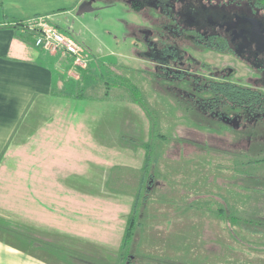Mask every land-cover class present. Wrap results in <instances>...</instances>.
<instances>
[{"label":"crops","instance_id":"crops-1","mask_svg":"<svg viewBox=\"0 0 264 264\" xmlns=\"http://www.w3.org/2000/svg\"><path fill=\"white\" fill-rule=\"evenodd\" d=\"M82 6L93 10V0H0V23L47 17L70 36ZM55 61L22 29L0 27V264H67L62 246L114 263L133 197L108 179L115 167L141 168L145 148L122 146L120 135L145 141L150 122L130 97H76L73 58L62 56L60 72Z\"/></svg>","mask_w":264,"mask_h":264},{"label":"trees","instance_id":"trees-1","mask_svg":"<svg viewBox=\"0 0 264 264\" xmlns=\"http://www.w3.org/2000/svg\"><path fill=\"white\" fill-rule=\"evenodd\" d=\"M253 2L264 11V0ZM130 5L139 11L144 3L132 0ZM26 21L12 19L0 23V27L22 29L24 38L34 43L33 32L24 27ZM140 68L155 94V103L150 102L147 92L131 77L121 75L130 100L148 116L150 130L145 141L120 135L122 146L145 148L144 162L136 170L115 167L108 179L109 187L115 192L133 197L117 259L106 263L63 246L61 249L50 245V248L61 249L62 261L67 264H215L210 255L193 259L185 251L181 253L171 247L173 252L167 253L147 244L143 248V231L153 218L150 209L155 206L158 213L169 210L183 218L180 224L184 225L200 216H206L210 225L212 221L216 225L225 221L233 240L245 237L249 242L252 236L262 242L257 245L264 246V90L230 78L203 81L195 78L184 89L183 79L172 85L153 70ZM52 93L60 95L55 88ZM75 96L84 97L82 91ZM179 130H191L206 137L215 135L231 147L221 148L207 140L197 142L179 134ZM241 141H247V145L232 146ZM175 148L176 156L172 158ZM3 154L0 153V162ZM213 179L216 186L207 187ZM212 235V240L205 238L203 242L208 247L204 250L207 253H211L210 243L221 247L219 242L225 241L217 230ZM260 261L264 264V259Z\"/></svg>","mask_w":264,"mask_h":264},{"label":"rangeland","instance_id":"rangeland-1","mask_svg":"<svg viewBox=\"0 0 264 264\" xmlns=\"http://www.w3.org/2000/svg\"><path fill=\"white\" fill-rule=\"evenodd\" d=\"M123 1L126 0H93V10L88 8L86 13H75L74 17L71 18L73 29H70L71 33L68 37L77 40V43L79 40L86 39L87 44L91 47L89 56L84 54L88 61L85 67L74 63L69 68L66 67L67 81L73 83L71 84L72 87L68 84L67 89L82 91L85 94L95 96H101L109 91L113 99L130 97L126 86L121 83V75H123L129 76L137 82L147 92L150 102L155 103V94L139 71L140 66L145 65V61L149 60L142 43L141 29L151 26V14L148 10L135 13ZM141 1L148 4L146 2L148 0ZM49 53L56 60L54 65L56 70L62 71V56L64 55L61 52ZM188 53L191 55V59L193 57L198 62H205L215 67H232L234 68L233 78L235 80L242 79L243 82H246L244 80L247 79L264 88V75L253 71L245 62L237 58L212 51L194 52L188 50ZM92 56L94 57L93 65L89 61V57ZM108 86L110 88H107ZM62 88L61 85L56 87L57 90H62ZM163 129L166 130L165 127ZM178 133L188 135L197 142L207 140L221 148L231 147V144L215 135L206 137L191 130H179ZM246 145L247 141H243L232 146L242 147ZM188 148L190 147L187 146V151ZM176 152L177 149L175 148L171 155L172 158L176 156ZM208 184L207 187L216 186L214 179ZM150 213L153 218L150 219L143 231L141 242L143 248L151 245L152 248H157L166 253L167 251L173 252V250L181 253L185 251L184 254L186 253L193 259L210 255L215 264H247L246 260L250 261L249 264H257V262L260 264V260L264 259V246L257 245V243H262L259 238H252L251 236L249 242L245 237L233 240L229 235L225 221L221 222V225H216L212 221L210 225L206 216H200L191 220V223L186 221L184 225L180 224L184 222V219L169 210H161L158 213L155 206V209H150ZM215 230L222 235L225 241L219 242L222 248L217 244L210 243L211 253H207L204 251L207 246L204 247L203 242L205 238L212 240L214 238L212 234ZM223 246H226V249ZM226 254L227 257L225 258Z\"/></svg>","mask_w":264,"mask_h":264},{"label":"flooded vegetation","instance_id":"flooded-vegetation-1","mask_svg":"<svg viewBox=\"0 0 264 264\" xmlns=\"http://www.w3.org/2000/svg\"><path fill=\"white\" fill-rule=\"evenodd\" d=\"M126 1L131 4L132 0ZM146 2L148 4L138 11L148 10L152 21L151 26L141 29L145 54L149 58L143 67L153 70L165 82L173 85L183 79L181 85L188 89L189 81L195 78L198 81L235 80L234 68L195 61L188 50L230 55L264 75V48H258L256 42L251 40L254 26L248 20L261 22V30L264 31V11L253 0L228 3L210 0ZM237 81L241 82L242 79ZM244 81L247 85L264 90L254 82ZM182 92L187 93L186 90Z\"/></svg>","mask_w":264,"mask_h":264},{"label":"built area","instance_id":"built-area-1","mask_svg":"<svg viewBox=\"0 0 264 264\" xmlns=\"http://www.w3.org/2000/svg\"><path fill=\"white\" fill-rule=\"evenodd\" d=\"M25 29L33 32L34 44L46 52L71 55L75 65L85 67L87 59L82 47L68 37L47 17H37L24 23Z\"/></svg>","mask_w":264,"mask_h":264},{"label":"water","instance_id":"water-1","mask_svg":"<svg viewBox=\"0 0 264 264\" xmlns=\"http://www.w3.org/2000/svg\"><path fill=\"white\" fill-rule=\"evenodd\" d=\"M88 9V8H87ZM86 6H82L79 9V12H83V10H87ZM250 22L253 23L254 30L251 36V40L253 42H256L258 48H264V31L261 30V22L253 20V19H248Z\"/></svg>","mask_w":264,"mask_h":264}]
</instances>
